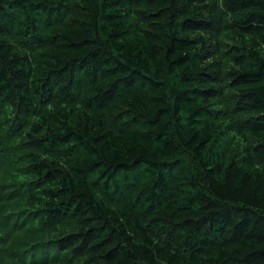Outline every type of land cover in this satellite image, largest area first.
I'll return each instance as SVG.
<instances>
[{
	"label": "trees",
	"instance_id": "1",
	"mask_svg": "<svg viewBox=\"0 0 264 264\" xmlns=\"http://www.w3.org/2000/svg\"><path fill=\"white\" fill-rule=\"evenodd\" d=\"M0 264H264V0H0Z\"/></svg>",
	"mask_w": 264,
	"mask_h": 264
}]
</instances>
